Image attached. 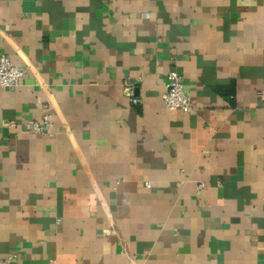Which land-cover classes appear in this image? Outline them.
<instances>
[{"label":"crops","instance_id":"obj_1","mask_svg":"<svg viewBox=\"0 0 264 264\" xmlns=\"http://www.w3.org/2000/svg\"><path fill=\"white\" fill-rule=\"evenodd\" d=\"M0 54V258L264 264V0H0Z\"/></svg>","mask_w":264,"mask_h":264},{"label":"built area","instance_id":"obj_2","mask_svg":"<svg viewBox=\"0 0 264 264\" xmlns=\"http://www.w3.org/2000/svg\"><path fill=\"white\" fill-rule=\"evenodd\" d=\"M25 70L15 65L8 55L0 54V88H11L19 84L20 79L24 76ZM166 90L162 94L164 105L168 109H179L183 112H190L192 110L191 101L189 96L183 89V76L175 71L170 70L166 75ZM127 94L129 90H126ZM259 97L264 98V91L259 92ZM133 104L138 102V99L131 97L130 100ZM51 123V117L49 114L43 115L40 119L27 120L21 123L16 120H10L8 127L23 126L26 130L32 131L37 134H51L48 130ZM205 187L204 182L197 184V189H203ZM16 257L15 254H10L8 257L0 258V264H11L12 260Z\"/></svg>","mask_w":264,"mask_h":264}]
</instances>
